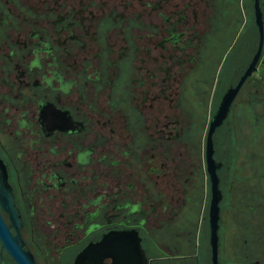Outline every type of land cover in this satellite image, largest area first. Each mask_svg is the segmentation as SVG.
<instances>
[{
    "label": "flooded vegetation",
    "instance_id": "1",
    "mask_svg": "<svg viewBox=\"0 0 264 264\" xmlns=\"http://www.w3.org/2000/svg\"><path fill=\"white\" fill-rule=\"evenodd\" d=\"M220 1L0 0V217L35 264L93 260L117 231L139 237L149 264H211L209 124L259 40L252 1L256 47L235 53L248 15L232 0L240 21L222 50ZM229 57L246 64L225 86ZM263 60L264 45L211 136L219 264H264V153L236 174L234 123L237 108L264 105ZM118 246L115 264H141L133 239ZM0 264H17L1 240Z\"/></svg>",
    "mask_w": 264,
    "mask_h": 264
},
{
    "label": "water",
    "instance_id": "2",
    "mask_svg": "<svg viewBox=\"0 0 264 264\" xmlns=\"http://www.w3.org/2000/svg\"><path fill=\"white\" fill-rule=\"evenodd\" d=\"M253 8H254L255 23L258 27V33H259V40L256 51L252 57V60L250 61L248 67L246 68L242 76L240 77V80L238 81L236 86L230 87L222 96L220 103L217 107V110L215 111V113L211 118L208 134H207L206 154H207L208 172L210 174L211 191H212L210 207H209V227H210L209 243L211 248V264H219L218 249H217L218 248L217 230H218L219 210H220L219 203L221 200V191L218 186L219 184L218 177H216L215 174V163L214 160L212 159L211 136L215 128L220 126L223 120L228 115L230 106L238 90L240 89L245 79L249 77L256 70L257 64L261 58L263 45H264V31H263V16L260 7V0H253ZM6 209H8L10 214H12V217L17 215L16 209L13 207L12 202L9 204V206H6ZM14 226L18 228L19 224L14 223ZM124 239L127 240L133 239L135 241L136 253L140 257L141 264H149L144 249L140 245L139 237L132 238L131 235L123 231L108 233L105 236L104 240H102L100 243L97 244L99 245L98 248L100 250H95L96 252L92 254L94 255V259L93 260L89 259L90 252L86 250L82 255L83 256L82 261L79 264H101L100 261L98 260H102L105 257H112L113 263L110 264H115L117 256L114 252V249L118 248L119 247L118 243L119 242L121 243ZM0 240L2 246L14 258L17 264H35L32 255L28 251H25L23 249V241L21 240L19 234L15 236L12 235L9 232L8 228L5 226L1 217H0ZM88 248L89 247H87L86 249Z\"/></svg>",
    "mask_w": 264,
    "mask_h": 264
},
{
    "label": "trees",
    "instance_id": "3",
    "mask_svg": "<svg viewBox=\"0 0 264 264\" xmlns=\"http://www.w3.org/2000/svg\"><path fill=\"white\" fill-rule=\"evenodd\" d=\"M252 1L253 0H244L243 5H245V9L251 10L252 9ZM220 9L223 12V20L217 25V29L221 32L222 38L225 39L222 44L221 48L223 50L226 43L229 42V40L233 37L236 31V26H238L240 18H239V11L237 10L234 2L232 0H221L220 1ZM261 9L263 12V19H264V0H260ZM235 26V27H234ZM224 30L226 32H224ZM257 28L253 21V16L251 13L248 15V21L245 24V27L238 37L237 40V50H235V53H238V56H243L244 52H252L254 51L257 43ZM211 46L215 47L214 44L211 42ZM241 46H244V51L240 49ZM235 53L233 54L235 56ZM218 64L212 63L210 65L211 75L213 77V74L215 72V68ZM246 62L243 60V63L239 64L236 63L233 65L232 59L229 57L227 60L224 61V64L221 68V75H220V81L225 86L228 83H231L235 80L237 74L239 73L240 69L245 66ZM209 69V68H208ZM235 69L237 71L235 72ZM261 75L264 79V65H261ZM208 79V82L210 80V83L212 81ZM207 82V83H208ZM217 136V134H215ZM204 256L201 254L198 255H190L186 257H162L157 262H153V264H204ZM207 264V262H205Z\"/></svg>",
    "mask_w": 264,
    "mask_h": 264
},
{
    "label": "rangeland",
    "instance_id": "4",
    "mask_svg": "<svg viewBox=\"0 0 264 264\" xmlns=\"http://www.w3.org/2000/svg\"><path fill=\"white\" fill-rule=\"evenodd\" d=\"M244 3V0H243ZM244 11L245 14H247L245 5H244ZM248 15V14H247ZM257 107H254V111H249L246 107H240L237 108L236 112L234 113V116L236 117L234 119L235 123V135H236V144H237V151L236 152V160L238 166L236 167V174L241 176H247L249 174V163L248 158L252 157V155H257L260 153H264V123L262 121L264 120V115L261 114L262 111H264V105L263 103H259L256 105ZM241 110L243 114L241 113V116L239 119L237 118V113ZM263 115V116H262ZM257 118L259 124V128H254L253 132L250 128L251 121H255L254 119ZM234 136V135H233ZM234 137H233V152H234ZM207 260V258H206Z\"/></svg>",
    "mask_w": 264,
    "mask_h": 264
},
{
    "label": "crops",
    "instance_id": "5",
    "mask_svg": "<svg viewBox=\"0 0 264 264\" xmlns=\"http://www.w3.org/2000/svg\"><path fill=\"white\" fill-rule=\"evenodd\" d=\"M263 62H264V60H263Z\"/></svg>",
    "mask_w": 264,
    "mask_h": 264
}]
</instances>
